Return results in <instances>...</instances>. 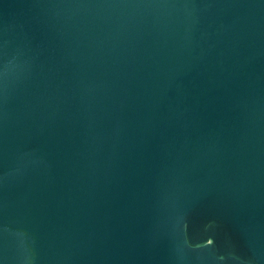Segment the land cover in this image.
Here are the masks:
<instances>
[{
  "label": "water",
  "instance_id": "1",
  "mask_svg": "<svg viewBox=\"0 0 264 264\" xmlns=\"http://www.w3.org/2000/svg\"><path fill=\"white\" fill-rule=\"evenodd\" d=\"M0 264H264V0H0Z\"/></svg>",
  "mask_w": 264,
  "mask_h": 264
}]
</instances>
